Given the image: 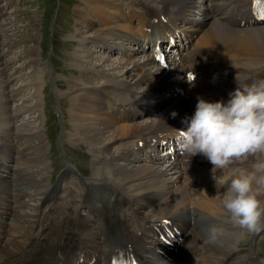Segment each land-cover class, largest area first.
Returning a JSON list of instances; mask_svg holds the SVG:
<instances>
[{
    "label": "bare ground",
    "instance_id": "1",
    "mask_svg": "<svg viewBox=\"0 0 264 264\" xmlns=\"http://www.w3.org/2000/svg\"><path fill=\"white\" fill-rule=\"evenodd\" d=\"M251 4L252 0H80L77 17L92 31L83 27L74 31L83 40L80 53L73 57L75 64L84 68L78 77L83 84L68 81V94L73 130L97 152L94 161L99 166L91 180L79 178L68 167L51 186L48 177H36L33 163L46 151L43 138L39 155V150L15 148V139H31L32 129L37 128L21 122L19 131L11 132L17 114L34 103L28 102L31 96L23 95L19 100L24 103L17 102L10 109L19 92L25 94L29 86L13 88L0 52V120L12 126L3 129L10 136L3 140L8 148L0 150V264H114L113 257L125 255L130 248L142 264H158L153 226L164 217L198 220L183 241L188 247L179 249L173 264L190 259L192 264H243L232 254L237 249L235 241L244 236L238 230L229 232L222 225L218 242L205 239L209 223L223 224L219 217L227 213L223 193L209 177L201 175L198 185L191 183L196 173L209 172L212 163L196 154L190 158L191 167L185 158H179L183 167L177 169L176 153L154 155L156 146L163 143L165 124L184 120L194 111L193 102L188 105L185 96L172 90L184 84L177 69L187 66L199 71L189 88L197 100L200 96L227 100L237 87V75L247 82L264 79V23H237L240 17L252 18ZM180 32L193 38L189 45L184 39H177L175 47L171 45L176 54L181 52L180 59L172 58V65L157 61L152 46ZM3 34L0 31V36ZM90 44L100 50L127 51L126 57L132 61L93 56ZM42 68L30 72L35 75L30 85L36 89L33 95L40 91L39 79L46 70ZM128 72L132 78L126 77ZM207 73L210 80L202 77ZM147 108L155 113L144 114ZM139 141L144 145L139 146ZM261 155L249 154L228 166L245 165V170H251ZM201 156L205 159L200 167ZM72 180L78 183L74 187ZM36 195L41 196V203L34 208L26 198ZM30 206L41 209L32 212Z\"/></svg>",
    "mask_w": 264,
    "mask_h": 264
},
{
    "label": "rangeland",
    "instance_id": "2",
    "mask_svg": "<svg viewBox=\"0 0 264 264\" xmlns=\"http://www.w3.org/2000/svg\"><path fill=\"white\" fill-rule=\"evenodd\" d=\"M79 4L80 0H0V31H2V34L4 33L0 36V52L2 53L3 62L6 66V72L8 71L7 73L13 81L12 83L15 84L12 85L13 88L29 86L26 88V92H29H25V94L19 92L20 94L16 99L17 101L13 100V105L10 109L13 110V107L17 102L18 105L24 103L21 99L19 100L20 96L23 95L27 97L31 96L30 101L28 99V102L36 105L33 104V107L28 111L17 114L18 119L14 128H11V124H4L5 122L2 124L0 120V143L3 144H0V150L6 147L3 142L5 137L8 136L7 138H9L10 136L8 134L5 135L3 129L11 128V132L16 134L19 131L18 126L21 122H27L29 123V126H37V128L32 129L31 139H15V148L20 150L24 149L27 152L39 150V144L42 141L41 138H43L46 143V151L45 153L40 154L41 152L39 150V153L37 154H40L41 156L34 158L33 163H36L34 167L37 170L36 177L38 176L37 178L43 180L48 177V181H51V186L59 181V176H61L63 171L68 167H72L76 172V176H79V178L81 177L83 179L91 180L93 171L99 166V164L94 161L97 152H94L85 139L83 140L82 137L76 136V132L73 130L74 123L70 116V107H72V103L70 94H68V90H70L69 82L72 80L73 85H75V82L77 81L76 83L81 86L83 82L79 81L78 77L82 74L81 72L84 69L81 70L75 64V60L73 59L74 56L77 57L80 53L81 45L79 42L81 43L82 40V38L80 39L75 36L74 31L80 29L79 27H83L82 29L88 31V33L92 31L90 28L88 29L84 23L80 22L77 17L76 8ZM7 44L11 46H8ZM89 48V50H92L93 56L106 55L110 56L111 59L126 58L129 59V61H132V58L126 57L125 53L127 51L124 53L116 48L111 50H100L98 46L92 44L89 45ZM175 57L176 56H174V58ZM94 60H96V58H92V61ZM37 61L40 62L36 63ZM166 61L168 65H172L170 56L165 58V62ZM43 66H45L46 70L44 69L45 71L39 79V81H41L39 84L40 91L33 95L36 89L34 86L31 87L30 85L32 82H35V75L30 72L35 73L38 69L42 70ZM77 73L78 75H76ZM28 74L31 77H28ZM130 74L131 73L128 72L126 77L132 78ZM74 75L75 77H73ZM218 76L219 75H217V77L213 79L214 81H212H217ZM9 91L11 92V88ZM178 95L183 96L181 93ZM14 96L16 97V95ZM8 112L7 109L6 113ZM1 116L2 114H0V119ZM32 119L33 121H31ZM159 154L163 155L164 151ZM45 157L48 158L46 159ZM7 162L10 163L9 161ZM43 165L45 168H43ZM40 167L41 169H39ZM43 171H45V173ZM75 182V180H72L70 185ZM76 184L78 183L76 182L73 184V187L74 185L76 186ZM40 197L41 196L37 195L27 196L26 199H29L28 201L34 204L33 206L35 208L41 203ZM40 209L41 207L39 206L37 209H33L31 206L29 207V210L36 213H39ZM84 213L86 214L87 212ZM9 232L5 241L8 238ZM239 238L240 237H238V239ZM247 242L248 240L242 241L240 245H245ZM192 263L193 262L190 259L179 264Z\"/></svg>",
    "mask_w": 264,
    "mask_h": 264
},
{
    "label": "clouds",
    "instance_id": "3",
    "mask_svg": "<svg viewBox=\"0 0 264 264\" xmlns=\"http://www.w3.org/2000/svg\"><path fill=\"white\" fill-rule=\"evenodd\" d=\"M237 87L229 98L209 99L200 96L195 110L184 118L186 128L179 132V147L190 158L202 154L217 167L230 164L249 154H264V79L252 82L237 75ZM176 115V112H173ZM264 155L258 156L251 170H241L231 177L223 193L222 204L231 223L257 232L264 229ZM222 229H207L206 241H219Z\"/></svg>",
    "mask_w": 264,
    "mask_h": 264
},
{
    "label": "snow or ice",
    "instance_id": "4",
    "mask_svg": "<svg viewBox=\"0 0 264 264\" xmlns=\"http://www.w3.org/2000/svg\"><path fill=\"white\" fill-rule=\"evenodd\" d=\"M256 2H259V0H256Z\"/></svg>",
    "mask_w": 264,
    "mask_h": 264
}]
</instances>
